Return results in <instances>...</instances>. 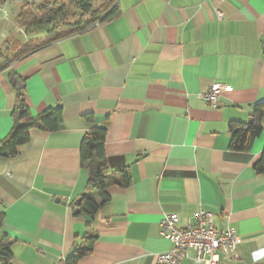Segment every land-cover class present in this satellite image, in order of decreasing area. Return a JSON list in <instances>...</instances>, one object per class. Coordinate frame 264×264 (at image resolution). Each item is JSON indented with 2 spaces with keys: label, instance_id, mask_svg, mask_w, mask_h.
Masks as SVG:
<instances>
[{
  "label": "crops",
  "instance_id": "crops-1",
  "mask_svg": "<svg viewBox=\"0 0 264 264\" xmlns=\"http://www.w3.org/2000/svg\"><path fill=\"white\" fill-rule=\"evenodd\" d=\"M117 6L116 19L0 72V142L20 106L10 72L33 117L63 110L57 133L32 131L19 156L0 157V264L5 238L10 264H64L87 235L97 236L94 250L78 264H155L173 249L162 218L177 215L183 227L201 210L236 234L237 258L218 264H264V175L254 170L264 119L249 152L230 149L229 130L264 101V0ZM215 85L224 89L217 109L199 99ZM95 127L107 129L110 170L127 168L131 184L110 186V202L91 218L76 215L75 202L89 177L81 142Z\"/></svg>",
  "mask_w": 264,
  "mask_h": 264
},
{
  "label": "trees",
  "instance_id": "trees-1",
  "mask_svg": "<svg viewBox=\"0 0 264 264\" xmlns=\"http://www.w3.org/2000/svg\"><path fill=\"white\" fill-rule=\"evenodd\" d=\"M6 0H0V6ZM26 2L17 17L19 30L31 36L41 32H48L47 39L36 47L31 42L22 45L14 40L6 41L9 45L18 47V51L12 54L9 59L7 55L0 54V72L8 70L12 65L21 59L31 55L33 52L50 45L53 42L85 32L96 24H104L116 19L119 16L117 4L108 11L107 15L98 19L97 10L94 9L92 0H32ZM112 4L118 0H111ZM40 2V4L37 3ZM76 7L82 16L93 17L85 24H69L68 8ZM62 27L69 28L63 35H54ZM10 82L17 89L18 81H22L15 73L10 72ZM23 83V81H22ZM24 84V83H23ZM18 91V90H17ZM20 106L15 112L16 124L11 134L0 142V157L11 158L21 154L32 137V131L38 130L44 133H57L63 124V110L61 106L52 108L43 114L33 117L30 109L25 104V90H19ZM24 92L22 95L21 93ZM19 106V107H20ZM252 123L232 122L229 126L232 135L230 149L234 152H249L254 142L263 133L262 120L264 119V101L253 106ZM107 129L106 127H95L84 136L80 146L81 167L88 171L87 192L82 198L78 208H75L76 215L95 217L101 208L110 202L108 189L112 185L128 187L131 184L130 173L127 168L112 172L107 163L106 154ZM254 170L259 175H264V150L260 158L254 164ZM120 176V179L118 178ZM90 191L94 192L89 194ZM95 196V197H94ZM97 236L87 235L83 243L75 248L73 253L66 259L64 264H78L84 257L93 253ZM2 264H10L12 252L10 242L4 239L1 245Z\"/></svg>",
  "mask_w": 264,
  "mask_h": 264
},
{
  "label": "built area",
  "instance_id": "built-area-1",
  "mask_svg": "<svg viewBox=\"0 0 264 264\" xmlns=\"http://www.w3.org/2000/svg\"><path fill=\"white\" fill-rule=\"evenodd\" d=\"M15 2L16 0H6L0 6V25L8 20L7 9ZM97 26L99 24L94 27ZM223 90L222 86L215 85L210 91L200 94L199 99L217 109L220 107ZM180 223L177 215H165L162 218L161 236L173 245V249L159 254L155 264H182L190 254H194L193 260L196 264H218L222 256L237 258L235 231L230 227L225 231H218L212 213L201 210L193 219H187L183 227H180Z\"/></svg>",
  "mask_w": 264,
  "mask_h": 264
},
{
  "label": "rangeland",
  "instance_id": "rangeland-1",
  "mask_svg": "<svg viewBox=\"0 0 264 264\" xmlns=\"http://www.w3.org/2000/svg\"><path fill=\"white\" fill-rule=\"evenodd\" d=\"M26 2L33 3L32 0H16L15 3L10 4V6L7 9L8 12V20H5L0 25V54H9V57H12V54H14L16 51H18V47L9 45L6 43V41L14 40L16 42L21 43L22 45L26 44L27 42H31L32 47H36L43 43L48 35V32H41L38 34H34L31 36L26 35L23 31L19 30V26L17 24V17L20 14L21 10L24 7V4ZM37 3V2H36ZM37 4H40L37 3ZM92 4L94 6V9L97 10L96 17L100 20L104 18L108 11L114 8V5L117 4L116 1L112 4L111 0H92ZM93 19V17L90 16H82L78 8L71 7L68 8V20L67 22L69 24H76L82 22V24H85L86 22ZM69 31V28L62 27L57 30V32L52 35L51 37H55L56 35H63Z\"/></svg>",
  "mask_w": 264,
  "mask_h": 264
},
{
  "label": "water",
  "instance_id": "water-1",
  "mask_svg": "<svg viewBox=\"0 0 264 264\" xmlns=\"http://www.w3.org/2000/svg\"><path fill=\"white\" fill-rule=\"evenodd\" d=\"M9 57V54H7V58ZM24 88V84L22 83V81H18L17 83V90H22ZM22 95L24 94V92L21 93ZM19 108H22V105L19 107ZM252 117L250 116V119L248 121V123H252ZM85 195V194H84ZM84 195L82 196V198L84 197ZM82 198H80L79 200H77V202H75V206L76 207H79L81 202H82Z\"/></svg>",
  "mask_w": 264,
  "mask_h": 264
},
{
  "label": "clouds",
  "instance_id": "clouds-1",
  "mask_svg": "<svg viewBox=\"0 0 264 264\" xmlns=\"http://www.w3.org/2000/svg\"><path fill=\"white\" fill-rule=\"evenodd\" d=\"M5 16H7V13H5Z\"/></svg>",
  "mask_w": 264,
  "mask_h": 264
}]
</instances>
